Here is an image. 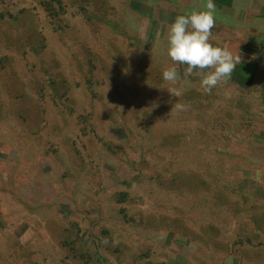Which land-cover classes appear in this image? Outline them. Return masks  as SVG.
Returning <instances> with one entry per match:
<instances>
[{
	"label": "rangeland",
	"instance_id": "obj_1",
	"mask_svg": "<svg viewBox=\"0 0 264 264\" xmlns=\"http://www.w3.org/2000/svg\"><path fill=\"white\" fill-rule=\"evenodd\" d=\"M213 2L211 43L264 59V0ZM206 3L0 0V264H264L253 68L162 75Z\"/></svg>",
	"mask_w": 264,
	"mask_h": 264
},
{
	"label": "clouds",
	"instance_id": "obj_2",
	"mask_svg": "<svg viewBox=\"0 0 264 264\" xmlns=\"http://www.w3.org/2000/svg\"><path fill=\"white\" fill-rule=\"evenodd\" d=\"M215 9L213 0H207L205 10L177 15L168 26L167 55L174 66L163 71L164 81L175 84L181 79L180 66H183L185 80L200 77L201 88L209 93L221 82L231 79L242 62L241 56L234 55L227 46L219 47L211 43L216 23ZM167 89L174 96L181 95V91L175 88Z\"/></svg>",
	"mask_w": 264,
	"mask_h": 264
},
{
	"label": "crops",
	"instance_id": "obj_3",
	"mask_svg": "<svg viewBox=\"0 0 264 264\" xmlns=\"http://www.w3.org/2000/svg\"><path fill=\"white\" fill-rule=\"evenodd\" d=\"M262 55H264V50H262ZM254 56H251V57H253V59L250 57L247 59L241 58L242 62H241V64H239L237 66L236 70L234 71V74L239 75L240 72H242V74H243V73H245L246 68L251 67V68H253L252 76L250 78V81L248 82V84L245 87L242 86L241 88L237 87L235 89L241 97H244L247 99V101L249 102V105H252L251 91L253 88L256 89L259 92L257 95V98L259 97V100H257L258 102H256V103L258 105H260V107L261 106L264 107V59L258 58V60H257ZM239 90L245 91V94L244 93L242 94L241 92H239ZM249 97H251V98H249ZM251 111L252 110H250V112Z\"/></svg>",
	"mask_w": 264,
	"mask_h": 264
},
{
	"label": "trees",
	"instance_id": "obj_4",
	"mask_svg": "<svg viewBox=\"0 0 264 264\" xmlns=\"http://www.w3.org/2000/svg\"><path fill=\"white\" fill-rule=\"evenodd\" d=\"M1 17H4V15L3 16L1 15Z\"/></svg>",
	"mask_w": 264,
	"mask_h": 264
}]
</instances>
